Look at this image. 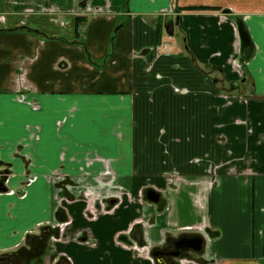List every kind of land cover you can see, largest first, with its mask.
<instances>
[{"label": "crops", "instance_id": "1", "mask_svg": "<svg viewBox=\"0 0 264 264\" xmlns=\"http://www.w3.org/2000/svg\"><path fill=\"white\" fill-rule=\"evenodd\" d=\"M0 181L9 264H264V0H0Z\"/></svg>", "mask_w": 264, "mask_h": 264}, {"label": "water", "instance_id": "2", "mask_svg": "<svg viewBox=\"0 0 264 264\" xmlns=\"http://www.w3.org/2000/svg\"><path fill=\"white\" fill-rule=\"evenodd\" d=\"M167 31L169 33H171L172 28L167 27ZM146 197L149 200L156 202L158 200L159 195L153 190H148L146 192ZM139 236H140V231H139V229H137L136 234H135V238L139 239ZM174 244L176 247V251H174L170 254L173 256L179 257L183 251H188V250L194 251V252L199 251L201 249V245H202V238L199 236H194V237H190V238L182 237V238L178 239L177 241H175ZM160 253L161 252L154 251V252H152V255L154 256V255H157ZM159 262L161 264H164L162 259L159 260Z\"/></svg>", "mask_w": 264, "mask_h": 264}, {"label": "flooded vegetation", "instance_id": "3", "mask_svg": "<svg viewBox=\"0 0 264 264\" xmlns=\"http://www.w3.org/2000/svg\"><path fill=\"white\" fill-rule=\"evenodd\" d=\"M5 172L7 173V171H5ZM3 183L4 182L0 181V190H6ZM182 237L190 238L191 236L184 235V236L177 237L176 239H172L171 241L165 243L162 247L153 250V252L154 251L161 252L160 254L154 255V257L156 259H162V260L166 261V263H175V261L178 260V258L181 256H189L190 254L192 255V253H194V251L192 252L190 250L183 251L179 257L173 256L170 254V253L176 251V247H175L174 242L177 241L178 239L182 238ZM0 264H9V263L6 259L0 258ZM158 264H160V262Z\"/></svg>", "mask_w": 264, "mask_h": 264}, {"label": "built area", "instance_id": "4", "mask_svg": "<svg viewBox=\"0 0 264 264\" xmlns=\"http://www.w3.org/2000/svg\"><path fill=\"white\" fill-rule=\"evenodd\" d=\"M158 51L159 52H164V53H167L168 52V49L165 47V46H158Z\"/></svg>", "mask_w": 264, "mask_h": 264}]
</instances>
